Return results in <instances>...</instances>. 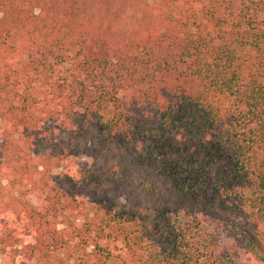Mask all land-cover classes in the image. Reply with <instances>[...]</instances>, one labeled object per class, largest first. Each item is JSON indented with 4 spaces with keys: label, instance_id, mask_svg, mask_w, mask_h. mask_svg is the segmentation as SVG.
Wrapping results in <instances>:
<instances>
[{
    "label": "trees",
    "instance_id": "1",
    "mask_svg": "<svg viewBox=\"0 0 264 264\" xmlns=\"http://www.w3.org/2000/svg\"><path fill=\"white\" fill-rule=\"evenodd\" d=\"M0 125V264H264V0H0Z\"/></svg>",
    "mask_w": 264,
    "mask_h": 264
},
{
    "label": "rangeland",
    "instance_id": "2",
    "mask_svg": "<svg viewBox=\"0 0 264 264\" xmlns=\"http://www.w3.org/2000/svg\"><path fill=\"white\" fill-rule=\"evenodd\" d=\"M0 134H1V125H0ZM35 200V199H34Z\"/></svg>",
    "mask_w": 264,
    "mask_h": 264
}]
</instances>
